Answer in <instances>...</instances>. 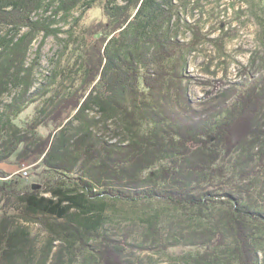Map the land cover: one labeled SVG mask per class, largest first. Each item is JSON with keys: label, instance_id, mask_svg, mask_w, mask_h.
<instances>
[{"label": "trees", "instance_id": "trees-1", "mask_svg": "<svg viewBox=\"0 0 264 264\" xmlns=\"http://www.w3.org/2000/svg\"><path fill=\"white\" fill-rule=\"evenodd\" d=\"M81 5L86 9L73 17ZM179 9V0H0V29L10 28L0 37V108L11 88L23 86L0 116V164L31 160L48 174L40 189H19L0 170V259L30 242L18 219L45 215L66 220L69 245L60 259L68 251L70 264L77 255L80 264H133L135 250L180 245L206 249L187 264H264V53L252 57V79L220 81L222 89L196 103L187 57L211 39L196 23L186 25L192 40L180 41ZM58 17L70 25L68 38L50 80L30 95L38 60L27 65L30 49L39 34H60L52 28ZM231 34L213 41L221 51ZM32 106L33 117L23 118ZM93 109L99 119H88ZM117 114L128 135L120 143L95 141L92 128ZM74 121L78 135L68 137ZM48 125L45 137L40 128ZM155 199L195 207L210 226L165 235L154 215L139 244L128 235L90 244L109 207ZM220 201L230 208L205 213ZM53 242L37 264H47Z\"/></svg>", "mask_w": 264, "mask_h": 264}, {"label": "rangeland", "instance_id": "rangeland-1", "mask_svg": "<svg viewBox=\"0 0 264 264\" xmlns=\"http://www.w3.org/2000/svg\"><path fill=\"white\" fill-rule=\"evenodd\" d=\"M112 1L120 2V0ZM183 2L185 1L179 0L181 21L178 29V39L186 43L191 41L193 33L186 25L196 23H200L203 32L211 39L200 45L196 50H192L187 57L186 75L189 77L187 87L191 100L196 103L204 101L207 94L222 89L220 81L228 85L230 83L240 84L252 79L255 74V68L252 67V57L257 51L264 53V1L188 0L187 6L182 7ZM53 9L54 7L45 16L52 17ZM84 9H86V6L81 5L73 12L72 16H79ZM97 17L96 14H93L94 20ZM52 28L62 29V31L59 35L51 34L48 37H45L44 33L39 34L30 49L27 65L33 63L38 57L30 95H34L48 83L55 69L56 61L59 59L64 41L68 38L66 34V31L70 28L68 22L60 19ZM9 31V27H1L0 37L8 35ZM25 31L23 30L22 33ZM227 32L232 33V36L225 38L224 48L221 51L213 41L221 38ZM43 40H45L44 46L39 51V45ZM22 90V85L11 88L10 93L4 97V105L0 108V116L5 106L9 105ZM64 93L65 90H62V94ZM35 108L36 106L29 107L23 114V118H32ZM87 116L88 119H99L101 113L97 109H93L87 112ZM120 116V114H117L113 119L95 125L92 128L93 139L100 144L120 143L128 135L125 125L120 123ZM79 127L80 123L74 121L67 126L66 135L68 137L77 136ZM40 131L46 137L52 131V126H42ZM21 163L29 166L30 177L27 179L20 176L21 165H23ZM0 170L4 171L5 174L7 173L10 176L9 179L19 181L21 183L19 189H33V186H43L48 177L40 162L34 163L31 160L21 162L16 158H12L6 163L0 164ZM260 172L262 174L261 179L264 180V171ZM222 201L210 205L208 212L205 213L209 215L210 210L214 208L228 210L231 204H224ZM1 202L0 198V204ZM72 212L76 213L75 210ZM154 215H159L160 225L164 228L165 235L170 231H177L181 228H186L189 232L191 230H202L210 226L209 218L201 215L195 207L178 208L156 199L151 201L141 200L138 203L119 201L107 209L106 219L99 230L98 237H93L90 244H99L105 238L120 241L126 235L129 237V243L139 244L143 241L142 232L148 228L147 219ZM2 217L3 213L0 210V219ZM65 224L66 220L52 216L45 217V215L31 217L28 220L18 219L16 225L28 229L30 242L19 247L15 252L4 255L0 259V264H10L11 257L14 258L15 264H37L45 255L51 241H54L53 249L47 264H70L72 261L70 252L67 251L66 256L64 255V258L60 259V252L69 245L63 231ZM259 235L264 238V228H261ZM171 241L172 239L166 240L163 244ZM75 245L78 247L79 243ZM205 250L202 247L183 245L161 246L145 251L135 250L136 255L131 257V260L134 262L133 264H187L188 257H193L198 253L202 254ZM260 255L263 258V253ZM77 256L78 258L73 264H80L82 257Z\"/></svg>", "mask_w": 264, "mask_h": 264}, {"label": "built area", "instance_id": "built-area-1", "mask_svg": "<svg viewBox=\"0 0 264 264\" xmlns=\"http://www.w3.org/2000/svg\"><path fill=\"white\" fill-rule=\"evenodd\" d=\"M23 165H21V169H20V176H22V178L27 179L30 177L29 174V166H26L25 163H21Z\"/></svg>", "mask_w": 264, "mask_h": 264}, {"label": "water", "instance_id": "water-1", "mask_svg": "<svg viewBox=\"0 0 264 264\" xmlns=\"http://www.w3.org/2000/svg\"><path fill=\"white\" fill-rule=\"evenodd\" d=\"M41 188V186L39 185V186H33V189L34 190H37V189H40Z\"/></svg>", "mask_w": 264, "mask_h": 264}]
</instances>
